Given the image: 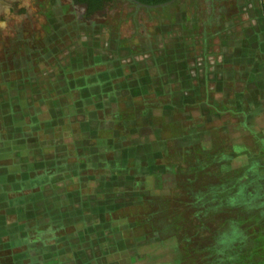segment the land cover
I'll list each match as a JSON object with an SVG mask.
<instances>
[{
    "label": "rangeland",
    "instance_id": "374dc122",
    "mask_svg": "<svg viewBox=\"0 0 264 264\" xmlns=\"http://www.w3.org/2000/svg\"><path fill=\"white\" fill-rule=\"evenodd\" d=\"M20 7L0 18V264L42 250L16 183L26 151L41 140L71 150L113 118L150 143L147 168L118 175L91 151L81 192L93 199L61 185L59 210L110 212L132 188L139 205L109 216L105 233L63 238L56 264L97 258L99 244L107 264H264V0H114L90 19L71 0Z\"/></svg>",
    "mask_w": 264,
    "mask_h": 264
},
{
    "label": "crops",
    "instance_id": "0c3cea01",
    "mask_svg": "<svg viewBox=\"0 0 264 264\" xmlns=\"http://www.w3.org/2000/svg\"><path fill=\"white\" fill-rule=\"evenodd\" d=\"M135 113V118L145 119L147 121V117L142 113ZM116 125L117 120L113 118L101 127L97 128V130H95V134L89 136L90 141L94 142L95 145H92L88 139L84 145H77L72 139L71 150L66 148V151L64 148H61L60 144H55L54 140H51L50 145L46 144L44 140H41L38 145L31 146L29 150L26 151L25 154L27 155V159H23L21 161L20 170L18 172L19 181L16 183L19 186L18 191L21 194L20 200H22V202L25 201V205L29 204L30 209H32L35 213L37 227L35 230V235H37L35 241H41L38 246L41 245L42 250L36 251L35 253H29L26 250L25 254L20 257L21 262L23 260V262L27 261L26 264H56L55 262H59V260H61L59 252L61 245H67V243L63 242V238H67V240L71 242L72 246H75L73 243H80L78 240H74V236L77 232L81 231V233H86L98 231L99 233H105L108 231L107 218L109 216H117L124 207L139 205V188H136L135 192L132 188L130 191L128 189L125 190V192L129 193V197L131 198L127 199L130 200L124 202L121 198L117 199L120 203H117L114 209L110 212H107L104 209L91 208H80L76 213H72L70 210L61 213L59 210L62 189L61 185L65 188L63 194H72L73 198L78 199L79 202H84L86 198L93 199L94 192L92 191V188H89V190L91 189V192L87 195L81 192L88 187L87 184L89 182L93 181L90 173L86 174L87 170H89L91 166L90 161L94 162L89 159L91 151L94 152L96 156L95 163L100 165V169L110 171L108 167L111 168L114 166L119 168L120 172H118V175L122 173H129L136 168H147L146 165H142L140 162L141 160L148 158V155L146 154H148V146L150 143L146 141V139L142 138V134L139 135V128L133 126H120L116 129ZM100 131L108 133L109 136L106 138L105 136L100 137L98 135ZM159 133L160 132H157V135L155 134L156 137L159 136ZM134 134L136 135L135 138L134 136L133 138L129 137ZM156 140L157 139L151 141V143H156ZM158 142L163 146L166 145V140L162 138H159ZM98 144L105 145V147H108L110 150L104 152L99 149L101 146ZM139 149H143L142 153ZM134 178L131 179L130 186H133L134 184L139 186L140 177L137 176ZM103 181H105V178L101 176L96 179L97 185L105 186L106 183ZM69 184L76 185L75 193L66 188ZM97 189L98 187L96 190ZM121 193L122 194L115 193V195L126 196L124 192ZM134 193L136 195H134ZM66 195L64 196L66 199L72 200ZM103 200L100 198V201ZM119 215L121 217L123 216L121 213ZM68 217L76 218V220H66ZM61 218H64V224H60ZM96 218H99L98 220L100 221L103 220V228L91 227V222ZM76 226H78V228L73 229ZM68 227L73 228L66 232L65 235L61 236V230ZM85 242L86 243L82 244L84 247L90 245L88 241ZM96 247L98 255L97 258L92 257L90 261L87 258H84L80 261V263L78 262V264H107L105 257L102 256V252L103 254H106V246L104 245L102 248L99 244ZM87 248L90 249L91 247ZM16 260L17 258L13 257L8 263H20V261L17 263Z\"/></svg>",
    "mask_w": 264,
    "mask_h": 264
},
{
    "label": "trees",
    "instance_id": "16d2710c",
    "mask_svg": "<svg viewBox=\"0 0 264 264\" xmlns=\"http://www.w3.org/2000/svg\"><path fill=\"white\" fill-rule=\"evenodd\" d=\"M71 1L75 5L84 7L85 18L90 19L94 15L100 14L104 10L106 5L113 2L114 0H71ZM133 1L140 3L143 6H156V5L165 4L171 0H133ZM263 8L264 7H262V9ZM149 9H153V8H149Z\"/></svg>",
    "mask_w": 264,
    "mask_h": 264
},
{
    "label": "flooded vegetation",
    "instance_id": "af4514ba",
    "mask_svg": "<svg viewBox=\"0 0 264 264\" xmlns=\"http://www.w3.org/2000/svg\"><path fill=\"white\" fill-rule=\"evenodd\" d=\"M24 0H0V18L10 15L17 9H20Z\"/></svg>",
    "mask_w": 264,
    "mask_h": 264
},
{
    "label": "water",
    "instance_id": "95a60500",
    "mask_svg": "<svg viewBox=\"0 0 264 264\" xmlns=\"http://www.w3.org/2000/svg\"><path fill=\"white\" fill-rule=\"evenodd\" d=\"M125 1L130 2V3H132V4H135V6H136L137 8H141V7H143V8H158V7H163V6L170 5V4H172L173 2H175L176 0H171V1L167 2V3H165V4L156 5V6H143V5H141L140 3H137V2H135V1H133V0H125Z\"/></svg>",
    "mask_w": 264,
    "mask_h": 264
}]
</instances>
